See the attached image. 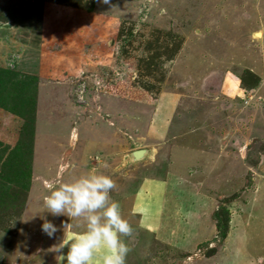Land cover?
<instances>
[{"label":"rangeland","instance_id":"1","mask_svg":"<svg viewBox=\"0 0 264 264\" xmlns=\"http://www.w3.org/2000/svg\"><path fill=\"white\" fill-rule=\"evenodd\" d=\"M91 171L126 264H264V0H0V264H58Z\"/></svg>","mask_w":264,"mask_h":264},{"label":"clouds","instance_id":"2","mask_svg":"<svg viewBox=\"0 0 264 264\" xmlns=\"http://www.w3.org/2000/svg\"><path fill=\"white\" fill-rule=\"evenodd\" d=\"M101 2L108 4L110 0ZM115 187L110 176L95 171L57 187L49 186L43 200L48 213L54 217L83 218L86 222L85 231L55 249L60 253L58 264H92L101 252L102 264H126L131 248L123 238H131L133 228L122 217L119 203L111 199ZM41 231L52 238L58 226L44 218Z\"/></svg>","mask_w":264,"mask_h":264},{"label":"crops","instance_id":"3","mask_svg":"<svg viewBox=\"0 0 264 264\" xmlns=\"http://www.w3.org/2000/svg\"><path fill=\"white\" fill-rule=\"evenodd\" d=\"M148 156L149 154L147 153V151H146V153H145V155L143 156V158L145 157V156ZM151 155V154H150ZM152 156H153V154H152ZM161 182L160 183H162L163 185H162V187H161V189H162V194L164 195V193H163V190H164V185L165 184H168L167 183V179L166 178H161ZM153 182V179H147V177L146 178H144V179H142V181L139 183L140 184V188L143 186V184H147V183H149V182ZM145 193H147V189H145ZM147 195V194H146ZM146 197V196H145ZM163 202V201H162ZM82 232V231H81ZM80 231H74V232H70L71 234H69V233H67V235L69 236L68 238H67V241H69V240H71L72 238H74L75 236H77V235H79L80 233H81ZM66 241V242H67ZM101 253H98L97 254V256L96 257H94V259H93V262H92V264H96V262L98 263V264H101V259L100 260H98L99 258H101ZM100 256V257H99Z\"/></svg>","mask_w":264,"mask_h":264},{"label":"trees","instance_id":"4","mask_svg":"<svg viewBox=\"0 0 264 264\" xmlns=\"http://www.w3.org/2000/svg\"><path fill=\"white\" fill-rule=\"evenodd\" d=\"M12 97H14V96H12ZM11 99V98H10ZM14 100V99H13ZM7 111H10L11 110V108L9 107V106H5L4 107ZM12 111V110H11ZM23 162V161H22ZM144 178H146V177H144ZM147 179H152V178H147ZM226 221H228V215H226ZM224 229V228H223ZM225 229H226V227H225ZM218 233H219V235L220 236H225V234H226V231H224L223 230V232L221 231V229H218Z\"/></svg>","mask_w":264,"mask_h":264},{"label":"water","instance_id":"5","mask_svg":"<svg viewBox=\"0 0 264 264\" xmlns=\"http://www.w3.org/2000/svg\"><path fill=\"white\" fill-rule=\"evenodd\" d=\"M145 150H137V151H135L134 153H133V157H134V159H136V160H138V159H140V158H143V156L145 155Z\"/></svg>","mask_w":264,"mask_h":264},{"label":"bare ground","instance_id":"6","mask_svg":"<svg viewBox=\"0 0 264 264\" xmlns=\"http://www.w3.org/2000/svg\"><path fill=\"white\" fill-rule=\"evenodd\" d=\"M146 151V150H145ZM146 153V152H145Z\"/></svg>","mask_w":264,"mask_h":264}]
</instances>
